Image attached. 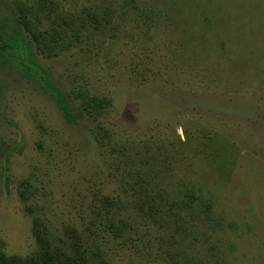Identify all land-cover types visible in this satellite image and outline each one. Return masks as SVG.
<instances>
[{
    "label": "rangeland",
    "instance_id": "1",
    "mask_svg": "<svg viewBox=\"0 0 264 264\" xmlns=\"http://www.w3.org/2000/svg\"><path fill=\"white\" fill-rule=\"evenodd\" d=\"M0 31L2 264H264V0H0Z\"/></svg>",
    "mask_w": 264,
    "mask_h": 264
},
{
    "label": "trees",
    "instance_id": "2",
    "mask_svg": "<svg viewBox=\"0 0 264 264\" xmlns=\"http://www.w3.org/2000/svg\"><path fill=\"white\" fill-rule=\"evenodd\" d=\"M3 40L4 39L2 36V32L0 31V56H2V52L4 51V49L10 46V43L8 42L9 40L6 42H4ZM52 88H54L53 91H54V93H57V96H58L59 94L53 85H52ZM59 99H60V95H59ZM147 176H148V174H146V179H147ZM146 179L140 184L139 189H135V193L141 199V208H143V206H145V209H146L145 213L147 212L152 217H159L158 214H164L165 208L159 207L156 203L162 202L161 204L164 205L163 201H166L167 197L163 194V192H164V189H166V188L161 189L159 187V188H157V190H154V192H156L157 195L153 194L152 192H149L150 190L148 189L147 186L159 185V184L153 178L150 179V180H152L150 182L149 181L147 182ZM173 192H175V191H173ZM194 193L199 196V194L197 192H194ZM170 194L171 193H169L168 196ZM175 194H177V193H175ZM198 198H200V196ZM197 206H198V210L200 211V213L202 215L209 217V211L211 210L210 209L211 206H209V204L205 203V200L203 198H201L199 203H197ZM154 207L156 208V211H154ZM165 215H167V213ZM197 220H199V218H197ZM199 223L200 222L197 221V224H199ZM188 228H192V230H193V224L192 223L189 224ZM0 264H2V263L0 262ZM46 264H55V263L51 260V261H48Z\"/></svg>",
    "mask_w": 264,
    "mask_h": 264
}]
</instances>
